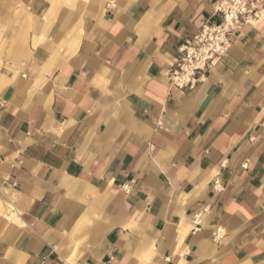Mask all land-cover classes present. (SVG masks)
Here are the masks:
<instances>
[{"label": "crops", "instance_id": "1", "mask_svg": "<svg viewBox=\"0 0 264 264\" xmlns=\"http://www.w3.org/2000/svg\"><path fill=\"white\" fill-rule=\"evenodd\" d=\"M211 6L0 0V264H264V21L166 76Z\"/></svg>", "mask_w": 264, "mask_h": 264}, {"label": "built area", "instance_id": "2", "mask_svg": "<svg viewBox=\"0 0 264 264\" xmlns=\"http://www.w3.org/2000/svg\"><path fill=\"white\" fill-rule=\"evenodd\" d=\"M263 21L264 0H212L210 17L177 48V55L166 70L170 85L181 91L195 88L226 56L241 28ZM213 188L219 190L217 180L213 182ZM191 223V232H198L201 229L200 214L194 215ZM213 236L219 239L221 229L216 228Z\"/></svg>", "mask_w": 264, "mask_h": 264}]
</instances>
